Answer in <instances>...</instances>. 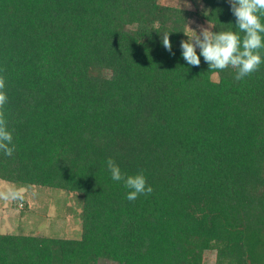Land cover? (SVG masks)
<instances>
[{"label": "trees", "instance_id": "obj_1", "mask_svg": "<svg viewBox=\"0 0 264 264\" xmlns=\"http://www.w3.org/2000/svg\"><path fill=\"white\" fill-rule=\"evenodd\" d=\"M193 1L0 0V179L74 194L82 223L0 233V264H264V62L241 80L189 65L192 18L239 31L229 0ZM110 157L153 192L127 200Z\"/></svg>", "mask_w": 264, "mask_h": 264}, {"label": "clouds", "instance_id": "obj_2", "mask_svg": "<svg viewBox=\"0 0 264 264\" xmlns=\"http://www.w3.org/2000/svg\"><path fill=\"white\" fill-rule=\"evenodd\" d=\"M231 11L236 17L238 32L221 31L213 32L210 28H201L199 34L182 40L183 59L191 66H199L202 56L208 63L209 69L224 70L232 67L237 70L235 79L241 80L257 71L262 60L261 50L264 49V0H229ZM170 33L165 31L161 34L163 47L171 54L172 44ZM243 33V36L240 35ZM199 48V55L197 54ZM6 79L0 76V151L6 156H12L15 151L13 134L8 129L5 119L4 108L8 102L5 91ZM106 166L113 181L122 182L130 191L127 200L135 201L140 195H148L153 192L151 185L147 183L143 171L128 175L124 173L113 158H108ZM20 198V192L8 188L0 191V199L9 200Z\"/></svg>", "mask_w": 264, "mask_h": 264}, {"label": "rangeland", "instance_id": "obj_3", "mask_svg": "<svg viewBox=\"0 0 264 264\" xmlns=\"http://www.w3.org/2000/svg\"><path fill=\"white\" fill-rule=\"evenodd\" d=\"M164 4L179 5L196 9L193 0H161ZM201 28L211 24L192 18L188 32L200 33ZM217 77V75H215ZM8 188L20 192V198L0 199V233L42 234L52 237L80 238L82 223L79 218L81 208L74 194L65 190L25 185L0 179V191ZM214 254H208L211 261Z\"/></svg>", "mask_w": 264, "mask_h": 264}]
</instances>
